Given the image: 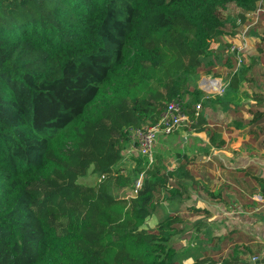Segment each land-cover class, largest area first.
<instances>
[{
	"label": "trees",
	"instance_id": "trees-1",
	"mask_svg": "<svg viewBox=\"0 0 264 264\" xmlns=\"http://www.w3.org/2000/svg\"><path fill=\"white\" fill-rule=\"evenodd\" d=\"M258 1L0 0V264H175L179 216L143 224L156 190L179 198L180 184L152 168L118 196L115 166L167 101H203L185 84L221 34L219 8L244 22ZM88 173L98 180L81 182ZM238 251L223 264H249ZM203 257L193 263L217 262Z\"/></svg>",
	"mask_w": 264,
	"mask_h": 264
},
{
	"label": "crops",
	"instance_id": "crops-1",
	"mask_svg": "<svg viewBox=\"0 0 264 264\" xmlns=\"http://www.w3.org/2000/svg\"><path fill=\"white\" fill-rule=\"evenodd\" d=\"M250 16L251 12L246 14L247 18ZM255 25L257 30H253L246 39L247 46L240 66L233 68V63L229 62L228 75L222 81L221 113L208 99H204L200 111L204 122L197 127H193L191 122L189 126L179 127L177 131L168 134V137L160 134L154 149L166 151L172 145L170 141L180 140L177 147L181 149L179 151L187 153L190 162L184 167L189 175L182 178L193 183L194 179L200 177L191 178L193 174L190 167L194 165L191 163L196 162L199 155L200 161L206 162L208 154L216 153L208 161L209 164L202 165L208 177L206 181L200 182L206 185V193L202 190L206 202L203 209L205 214L201 213L202 206L199 208V205H194L190 208L195 213L192 217L206 215L208 219H214L211 224L216 231L218 226L214 224L215 220L219 221V215H222V246L233 245L240 250L238 254L245 251L242 255L252 252L251 258L242 262L264 264V261L255 263V260H264V196L260 195V184H264V47L258 50L260 44H256V41L261 43L264 40V16ZM213 132L220 135L221 145L218 140L210 143L209 138ZM176 164L181 163L175 160ZM221 208L222 213L219 212ZM185 210L181 208L172 214L180 216L178 213ZM216 233H211L208 240L210 246L218 243ZM215 253L210 251L208 255L212 257Z\"/></svg>",
	"mask_w": 264,
	"mask_h": 264
},
{
	"label": "rangeland",
	"instance_id": "rangeland-1",
	"mask_svg": "<svg viewBox=\"0 0 264 264\" xmlns=\"http://www.w3.org/2000/svg\"><path fill=\"white\" fill-rule=\"evenodd\" d=\"M239 11V8H237L233 3H228L224 8H219V16L223 22L221 34L215 37L211 42L210 54L208 57L202 59V63L198 67L196 73L187 75V81L185 84V88L188 90L200 89L203 92L202 100L208 99L211 105H214L213 107H217L219 109V112L221 111L223 100L224 84L222 83V81L228 75V70L230 68L229 62L233 63L231 64V67H237L235 54L233 55L231 53L230 47L233 42H235L236 45L241 43V40L238 36V31L241 28V26L239 25L244 22L237 20V14L239 13ZM263 16L264 15H260V18ZM250 18L248 19L250 20ZM256 26L257 25L251 27L248 35L251 34L253 30H257ZM258 32H260V30H258ZM256 44H260L258 50H262L261 46L264 47V40L261 43H258L256 41ZM203 79H213L217 81L218 84L214 85L215 87H211L209 90L203 89L201 88V80ZM183 100H185L186 102L185 107L187 112H190L194 109L196 102H190L191 98L189 95H185ZM197 102L201 104V111L202 101L200 100ZM189 125L190 122L181 125L180 128H185ZM175 131H177V129L174 130V132ZM129 143L131 144H125L121 152V159L115 166V168H117L118 170V174L125 177L127 182L125 181V184L121 182V185L114 186L112 189L113 194L118 196L130 197L134 194L133 186L135 181L139 177H141L142 180L147 177V172L152 168H158L161 171L173 173L172 178L169 181L170 184H175L177 182L181 183V185H179V190H181L182 195L179 198H171L166 187L156 190L154 195V206L152 214L146 218L143 224V227L145 229L155 230L158 220L165 217L168 213H172L175 211L177 212L180 211L181 208H186V212L178 213L180 214V218L177 224L181 228V230L176 233L171 240V244L177 250L175 264H196L193 262H195L197 259L204 258L203 256L208 255L210 251L216 252L215 254H212V257L215 258V260L217 261L216 263L218 264H223L224 260H233L234 246H222L223 244L220 241L224 232L222 229V215H219L220 220H215L214 223L218 226V228L216 226V234H218L216 235V237L218 243L214 246H210L208 240L209 238H211V233L216 232L215 230H213L214 228L211 224V220L214 219H208L209 217L206 215H202V217L200 218L197 217L198 219L196 217L193 218L192 215L194 211L190 210L191 207H195L194 205H199V208L200 206H202V209H200L201 213L205 214L203 209H205L206 202L205 197L203 196L204 194H202V190L204 191V193H206V185L205 182L204 184H201L200 182L206 181L208 177L205 176L206 171L204 170L202 165L207 164L208 161H211L213 159V155H216V153H214L215 151L213 152L214 154H212V152L208 154L209 156L208 158H206V162L200 161L199 155L198 158H196L197 161L191 163L194 164L190 167L191 173L193 174V177L191 178H195L197 176L200 177L194 179L195 183H193L190 180L184 181L182 175L173 172L179 165H175V160L180 162L181 165L183 164L182 166L184 167L185 165L190 163L187 153H185L184 151H179L181 149H178L177 147V145H180V140H176L175 142L170 141L169 144L172 145L166 151H161L162 149L158 150L157 148H155L151 155V160L148 159L145 155L138 153L132 142ZM210 175L213 174L210 173ZM98 178L99 175L97 173H88L84 177H81L79 180L86 184H93L98 180ZM209 179L212 178L209 177ZM187 203L191 206H187ZM219 212L222 213V208ZM198 231L200 232L198 233ZM241 247L243 248L244 246ZM252 255V252L246 255H242V253H240L238 254L237 260H247L248 258H251Z\"/></svg>",
	"mask_w": 264,
	"mask_h": 264
},
{
	"label": "built area",
	"instance_id": "built-area-1",
	"mask_svg": "<svg viewBox=\"0 0 264 264\" xmlns=\"http://www.w3.org/2000/svg\"><path fill=\"white\" fill-rule=\"evenodd\" d=\"M260 15H264V0H259L256 3L254 11L251 12V18L249 17L250 20L247 18L244 23H241L238 35L241 43L238 45L232 44L230 47L231 53L235 54L237 67H239L242 62V54L247 46L246 39L248 32L251 27L258 22ZM203 80H201V88L209 90L208 85L202 84ZM200 107L201 104L199 102L195 104L193 109L194 118L199 115ZM189 122L191 123L193 120L187 113L186 107L183 105V101L179 96H176L167 101L165 108L162 110V113L156 122L132 130L131 136L133 137V146L138 153L145 155L151 160V155L154 151V145L158 136L160 134L168 135L178 129L181 125ZM141 184L142 179L139 177L133 186L134 194L137 192Z\"/></svg>",
	"mask_w": 264,
	"mask_h": 264
},
{
	"label": "bare ground",
	"instance_id": "bare-ground-1",
	"mask_svg": "<svg viewBox=\"0 0 264 264\" xmlns=\"http://www.w3.org/2000/svg\"><path fill=\"white\" fill-rule=\"evenodd\" d=\"M202 82H203L202 84H206V85H208V86H209V87H208L209 89H210L211 87H215L214 85L218 84V82L215 81V80H213V79H205V80H203Z\"/></svg>",
	"mask_w": 264,
	"mask_h": 264
},
{
	"label": "water",
	"instance_id": "water-1",
	"mask_svg": "<svg viewBox=\"0 0 264 264\" xmlns=\"http://www.w3.org/2000/svg\"><path fill=\"white\" fill-rule=\"evenodd\" d=\"M259 261L263 262L264 260L263 259L255 260V263H258ZM212 264H218V263H212Z\"/></svg>",
	"mask_w": 264,
	"mask_h": 264
}]
</instances>
